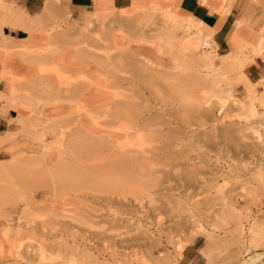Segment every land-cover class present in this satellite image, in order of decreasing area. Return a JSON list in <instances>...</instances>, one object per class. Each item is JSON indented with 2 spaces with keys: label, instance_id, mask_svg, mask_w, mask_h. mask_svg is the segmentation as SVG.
I'll return each mask as SVG.
<instances>
[{
  "label": "rangeland",
  "instance_id": "obj_1",
  "mask_svg": "<svg viewBox=\"0 0 264 264\" xmlns=\"http://www.w3.org/2000/svg\"><path fill=\"white\" fill-rule=\"evenodd\" d=\"M24 1L0 0V22L6 10L12 21L42 16L24 13ZM174 1L148 0L141 14L165 5L179 15ZM232 6L244 31H233L226 51L201 24L198 38L211 49L177 54L158 11L150 25L120 18L124 9L86 21L59 8L34 43L0 40L10 51L0 112L14 114L0 137V264H68L74 255L77 264H264V81L245 73L258 54L249 33L264 34V0ZM51 31L68 32L72 44L49 45ZM232 37L241 49L233 59ZM207 52L212 59L201 62ZM125 109L164 122L143 131L152 155L117 153L133 140L110 136L125 125L116 117ZM81 249L95 260L81 259Z\"/></svg>",
  "mask_w": 264,
  "mask_h": 264
},
{
  "label": "bare ground",
  "instance_id": "obj_2",
  "mask_svg": "<svg viewBox=\"0 0 264 264\" xmlns=\"http://www.w3.org/2000/svg\"><path fill=\"white\" fill-rule=\"evenodd\" d=\"M208 1L209 0H200V2H201V4H203V5H205V6H207L208 5ZM211 1V0H210ZM215 1V6H216V9H214V8H209L210 9V11H215L217 14H219L222 18H224L228 13H229V11H230V9H231V7H232V5H233V3H234V1L235 0H221V3H218L217 2V0H214ZM166 2V1H165ZM212 2V1H211ZM168 4V3H167ZM202 6V5H201ZM59 8L61 9V11H64L65 9L63 8V6L62 5H60L59 3H58V0H48V2H46L45 3V5H44V7H43V10H42V16H36V17H33V18H30V19H27V20H25V19H17L16 17H15V19H14V21H12L11 20V16H10V12H8V10H6V16L3 18V20H1V22H0V35L2 36V38H4V39H8V37H4L3 35H2V33H1V28H2V26L3 25H6V26H8L9 28H11V29H15V28H19V29H23V30H25L27 33H28V37L26 38V41L27 42H29V43H34L36 40H37V38H36V36H35V33L36 32H39L40 30H41V24H42V21H43V18H46V16H50L51 14L50 13H55V12H59ZM124 10H127V12L124 14V15H120V18L121 17H123L124 19L126 18V19H132V20H144V22L146 23V21H150L149 22V24L150 25H152V23H153V21L152 20H154L155 19V13H157V11H158V14L162 17V19H163V21H164V26H166L167 28H169V32L171 33V35H166V34H164V35H166L167 36V38H168V36L169 37H172L173 39H175V43H176V45H178V51L176 52L177 54H178V52H180V54L181 53H183V54H185V51H189V50H194V51H198V50H200V48L201 47H206V48H209V49H211V47H212V44L210 43V41L208 40V39H204V40H202V41H200L199 40V38H198V33L196 32V28L198 27V26H200L202 23L200 22V21H198V20H196V19H194V18H192L189 14H187V13H182L181 11H180V14L178 15H175L174 13H173V9L172 8H169V6L167 7V6H165V5H162V7H160V8H157V7H150V10L147 12V13H143V14H141V12H143V10H142V8H141V5L139 4V3H134L130 8H128V9H124ZM196 11V10H195ZM198 11V10H197ZM63 14V13H62ZM66 14V13H65ZM88 14L89 13H83L82 15H80L81 16V19H85L86 21H87V16H88ZM114 15V13L112 14V15H108V17L107 18H109V21L110 22H112V21H118V18L116 19V18H114V17H109V16H113ZM195 15V14H194ZM65 16V15H64ZM63 16V17H64ZM90 16V15H89ZM115 16V15H114ZM91 17V16H90ZM196 17V16H195ZM243 19H245V21H246V18L243 16L242 17ZM80 19V18H79ZM90 19V18H89ZM67 20H70V19H68L67 18ZM107 20V19H106ZM119 21H121V20H119ZM157 21V20H156ZM156 21H154V23L156 22ZM212 21L213 20H211V23H212ZM253 21V20H252ZM214 22V21H213ZM247 22V21H246ZM116 23V22H115ZM207 23H209V21L207 22ZM241 23V20H238V21H236V26L237 25H239ZM160 24V23H159ZM163 24V23H162ZM161 24V25H162ZM166 24V25H165ZM212 25V24H211ZM182 32V34H184V35H182L181 37H178V33L179 32ZM262 31H264V30H262ZM47 32V31H46ZM165 33H166V31H165ZM10 39V38H9ZM84 39V38H83ZM166 39V38H165ZM164 39V40H165ZM171 39V38H170ZM172 39V40H173ZM257 42H256V47L258 48L257 49V53L259 54V53H264V34H262V35H259L258 37H257ZM44 41L45 42H47L49 45H51L52 46V44L54 45V46H56V45H59L60 43L62 44V45H66V44H70L71 42H72V40L71 39H69V36H68V32H60V31H54V32H49V33H46V34H44ZM85 41V40H84ZM80 42L81 41H79V44H80ZM171 42L172 41H169L168 39L166 40V42L164 41V43H166L167 45H168V47H171L173 44H171ZM231 42L233 43V45L235 46V48H237V50L236 51H233V52H231V54H232V56L233 57H231L232 59L233 58H236V56H239V54L238 53H240L241 52V49H240V41L237 39V38H234V37H232L231 38ZM72 44V43H71ZM81 44H82V42H81ZM84 45V44H83ZM175 46H173V48H174ZM177 47V46H176ZM80 49H81V47H80ZM86 49V48H85ZM52 51H55V50H52ZM82 51V50H81ZM203 52V51H202ZM209 52V51H208ZM206 53V55L204 54V58H202V56L200 57V61L201 62H205V61H208L209 59H212V56L210 57V56H208L210 53ZM122 54H123V52H122ZM208 54V55H207ZM50 55H52V54H50ZM8 56H10V51H9V49L7 48V46L6 45H3V44H0V65H1V69H0V79H6V77H7V75H8V64H7V58H8ZM54 56V55H53ZM74 56V55H73ZM184 56V55H183ZM49 57H51V56H49ZM113 57V56H112ZM42 59V58H41ZM51 59V58H50ZM119 59V58H118ZM122 59V58H121ZM130 59H133V58H130ZM108 60V59H107ZM111 60H112V58H111ZM120 60V59H119ZM129 60V59H128ZM229 60L230 59H226V60H224V61H222V64H223V66H225V67H228L229 66ZM37 60H35V63L37 64V63H39V62H36ZM43 61V60H42ZM108 61H110V60H108ZM114 61V60H113ZM134 61V60H133ZM198 61H199V58H198ZM44 62V61H43ZM135 62H136V60H135ZM126 63V62H125ZM131 64V63H130ZM137 65V64H136ZM128 67H130V66H128ZM135 67V66H134ZM64 68V67H63ZM131 68V67H130ZM55 69V68H54ZM61 69V68H60ZM59 69V70H60ZM145 69V66L144 67H142V68H140L139 66L138 67H135V71L137 70V71H140V76H142V74L143 75H145L144 73H146V72H144V73H142L141 72V70H144ZM68 70V69H67ZM133 70V71H134ZM71 71V70H70ZM75 71V70H74ZM132 71V70H131ZM132 71V72H133ZM132 72H131V75H132ZM136 73V72H135ZM43 73L41 72V75H42ZM62 74V73H61ZM64 74V73H63ZM139 74V73H138ZM40 75V76H41ZM135 75V74H134ZM139 76V75H138ZM46 77V76H45ZM58 77V76H57ZM145 76H143L142 77V79L144 78ZM151 77V76H150ZM69 78V77H68ZM65 79V78H64ZM138 79V78H137ZM136 79V80H137ZM140 79H141V77H140ZM133 80V79H132ZM135 80V79H134ZM134 80H133V82H134ZM139 80V79H138ZM137 80V81H138ZM39 81V80H38ZM45 81H46V79H45ZM129 81V80H128ZM131 81V80H130ZM141 81V80H140ZM143 81V80H142ZM40 82H42V81H39V84H40ZM96 82V81H95ZM35 83H37L36 81H35ZM76 83V82H75ZM47 84H49L48 82H47ZM53 84V83H52ZM30 85L31 84H29V86L28 87H30ZM81 85H83V84H81ZM33 86V85H32ZM55 86V85H54ZM65 87H63V89L64 90H62L61 88L59 89V90H61L62 92H65L66 93V91L69 93V92H72L73 91V87L71 88L70 86H68V85H64ZM72 86H75V84L74 85H72ZM79 85H77V87H78ZM134 85H132V87H133ZM139 86V85H138ZM34 87H35V85H34ZM39 87V86H38ZM37 87V88H38ZM57 87V86H56ZM62 87V86H61ZM130 87V86H129ZM132 87H130V88H132ZM137 87V86H136ZM12 88V87H11ZM42 88V87H41ZM51 88V87H50ZM54 88V87H53ZM104 88V87H103ZM134 88V87H133ZM39 89V91H40V87L38 88ZM43 89L44 88H42V92H43ZM57 89V88H56ZM55 89V90H56ZM45 90H46V88H45ZM58 90V89H57ZM72 90V91H71ZM82 90V89H81ZM47 91V90H46ZM54 91V90H53ZM78 91V90H77ZM76 92V91H75ZM74 92V93H75ZM41 93V92H40ZM45 93V92H44ZM48 93V92H47ZM68 93H66V94H68ZM73 93V94H74ZM56 94V93H55ZM59 94H60V92H59ZM12 95V94H11ZM78 95H81V94H78ZM3 93H1L0 92V99L1 98H3ZM64 97V96H63ZM70 97V96H69ZM72 97H73V95H72ZM66 98H68V97H66ZM43 99V98H42ZM69 99V98H68ZM115 99V98H114ZM127 99V98H126ZM125 101V100H124ZM118 102V101H117ZM116 102V103H117ZM120 102V101H119ZM127 102V101H126ZM128 104V103H127ZM126 104V105H127ZM131 103L129 102V105H127V106H131L130 105ZM118 105V104H117ZM121 105H122V103H121ZM120 105V106H121ZM135 105V104H134ZM133 105V106H134ZM136 106V105H135ZM122 107H123V105H122ZM124 108H125V105H124ZM131 108H133L132 106H131ZM116 109V108H115ZM115 109H114V112H115ZM118 109V108H117ZM121 109V108H120ZM126 109H128V108H126ZM125 109V110H126ZM136 109H137V107H136ZM135 109V110H136ZM122 110V109H121ZM125 110H123V111H125ZM129 110H131V109H129ZM129 110H126L127 111V114H122V113H118L117 115H116V117H117V121H118V123H119V121H124V123H125V125H123V128H121L120 130H119V132H117V133H114V132H111L110 133V136L111 137H116V138H119L120 136L121 137H123V138H126V139H133L132 141L131 140H129V141H127L126 143H124V145L123 146H121V147H119V149H118V151H117V153H119V154H123V155H127V154H132V152L134 153V156L136 155V156H141V157H143V156H145V154H147V156H148V154L150 155H152L153 154V152H156V151H154V150H147V148H145L146 150H144L143 149V141H144V138L146 137V135H144V133H143V131H145L146 129H150L151 128V126L153 127V126H157V127H162V125H163V123L160 121V122H156V123H153L152 124V122L150 123V121H149V119L148 118H145L144 117V114L145 113H149V109L147 110V109H143L144 111H138L137 113H136V111H135V114H129L128 112H129ZM120 111V110H119ZM102 112V111H101ZM118 112V111H117ZM117 112H115V113H117ZM120 112H122V111H120ZM133 112V111H132ZM131 112V113H132ZM113 113V112H112ZM111 113V114H112ZM102 116V115H101ZM153 117H155V116H153ZM162 117V116H161ZM156 119V118H155ZM154 119V120H155ZM95 120V119H94ZM150 120H151V118H150ZM157 120V119H156ZM121 121V122H122ZM153 121V120H152ZM68 122V121H67ZM104 122H106V121H104ZM103 122V123H104ZM154 122V121H153ZM110 123V122H109ZM114 123V122H113ZM113 123H112V125H113ZM176 123V122H175ZM178 123V122H177ZM105 124V123H104ZM154 128V127H153ZM157 131V130H156ZM158 132V131H157ZM158 134H160V132L158 133ZM152 135V134H151ZM153 135H154V133H153ZM157 135V134H156ZM161 136V135H160ZM120 137V138H121ZM165 137V136H164ZM151 138V137H150ZM167 138V137H166ZM157 139H158V137H157ZM161 141V140H160ZM167 142V141H166ZM137 143V147H136V144ZM129 145H131V146H134V147H130ZM136 147V148H135ZM173 147V146H172ZM167 155V154H166ZM117 156V155H116ZM136 156H135V158H136ZM151 157V156H150ZM140 160V159H139ZM132 161V160H131ZM121 164V163H120ZM141 164V163H140ZM118 165V164H117ZM138 165V164H137ZM141 166V165H140ZM166 166V165H165ZM143 168H145V166L143 167ZM115 169V168H114ZM136 170V169H135ZM140 170V169H139ZM151 170V169H150ZM113 171V170H112ZM143 171V170H142ZM142 171H140V172H142ZM152 171V170H151ZM154 171H157V170H154ZM145 172H146V170H145ZM145 172H143L142 174H144L145 175ZM148 172V171H147ZM159 172V171H158ZM163 172V171H162ZM117 173H118V171H117ZM154 173V172H153ZM153 173H151V174H153ZM155 173H157V172H155ZM148 174V173H147ZM143 175V176H144ZM165 177V176H164ZM67 179V178H66ZM122 182V181H121ZM165 182V181H164ZM159 185V184H158ZM167 186V185H166ZM159 187L161 188V185L160 186H158L157 187V189H159ZM170 187V185L168 186V187H166V188H169ZM156 188V187H155ZM165 188V187H164ZM171 189V188H170ZM169 189V190H170ZM173 190V189H172ZM174 191V190H173ZM168 193H169V191H168ZM149 194V193H148ZM115 198L117 199V201H115L116 203H119L120 204V202L122 201V199H121V195H116L115 196ZM123 198V197H122ZM106 202H108V203H113V196L111 195V197L109 196V197H107L106 198ZM122 203V202H121ZM118 204V205H119ZM230 204V203H229ZM108 205V204H107ZM110 206V205H109ZM120 206V205H119ZM111 207V206H110ZM119 208V207H118ZM113 209H114V207H113ZM128 210V209H127ZM145 211V210H144ZM130 213V212H129ZM133 213V212H132ZM148 213V212H147ZM227 213H229V212H227ZM226 213V214H227ZM133 214H135V213H133ZM233 214V213H232ZM235 214H238V213H235ZM3 215V214H2ZM1 215V216H2ZM112 215L113 214H111V217H112ZM231 215V214H230ZM107 216V215H106ZM130 216H132V215H130ZM135 216V215H134ZM142 216V215H141ZM144 216V215H143ZM103 217V216H102ZM120 217V216H119ZM126 217V216H125ZM238 217V216H237ZM234 218V217H233ZM119 219V218H118ZM113 220V219H112ZM121 220H124V219H121ZM114 221V220H113ZM120 221V220H119ZM5 223V222H4ZM8 225V224H7ZM107 225V224H106ZM111 226V225H110ZM115 226V225H114ZM131 226V225H130ZM117 227V226H116ZM112 229V228H111ZM120 229V228H119ZM21 230V229H20ZM108 230V229H107ZM118 230V229H117ZM253 230V229H252ZM17 231V230H16ZM72 231V230H71ZM6 232V231H5ZM8 232H9V230H8ZM10 232H11V230H10ZM12 232H14V231H12ZM19 232V231H18ZM21 232V231H20ZM67 232H69V231H67ZM104 232V231H103ZM17 233V232H16ZM15 233V234H16ZM105 233V232H104ZM12 233H10V235H11ZM48 234V233H47ZM61 234V233H60ZM233 234V233H232ZM51 235V234H50ZM61 236V235H60ZM9 237V236H8ZM13 237H14V235H13ZM16 237H18V235L16 236ZM9 240H10V237H9ZM8 240V241H9ZM49 240V239H48ZM107 242V241H106ZM62 244V243H61ZM66 244V243H65ZM87 244V243H86ZM111 244V243H110ZM1 245V244H0ZM12 245V244H11ZM64 245V244H63ZM85 245V244H84ZM114 245H115V243H114ZM153 245V244H152ZM83 246V245H82ZM90 246V245H89ZM108 246V245H107ZM23 247V246H22ZM88 247V246H87ZM41 249H40V251H42V252H44L45 251V247L43 246V247H40ZM64 248V247H63ZM83 248H84V246H83ZM90 248V247H89ZM19 249V248H18ZM38 249V248H37ZM78 249V248H77ZM79 249H80V247H79ZM151 249V248H150ZM75 250V249H74ZM89 249H87V251H88ZM77 252H79L78 254H80V258L81 259H89V260H95V258L93 259L92 258V256L90 255V254H88L85 250H82L81 249V251H79V250H76ZM110 252V251H109ZM137 252V251H136ZM248 252V251H247ZM115 253V252H114ZM139 253H140V251H139ZM32 254V253H31ZM36 254V253H35ZM92 254V253H91ZM94 254V253H93ZM26 256H27V254H26ZM120 256V255H119ZM136 257H134L133 259H135ZM77 258H76V256L74 255L70 260L68 259L67 261H69L70 263L72 262L73 264H77V260H76ZM118 259V258H117ZM130 259V258H129ZM132 259V258H131ZM130 259V260H131ZM137 259V258H136ZM144 259V258H143ZM21 260V259H20ZM43 260V259H42ZM121 260V259H120ZM125 260V259H124ZM145 260V259H144ZM92 261V262H93ZM137 261V260H136ZM164 261V260H163ZM65 262V261H64ZM64 262H62V264L64 263ZM69 262H68V264H69ZM88 262V261H87ZM91 262V261H90ZM121 262V261H120ZM123 262V261H122ZM125 262V261H124ZM132 262V261H131ZM135 262V261H134ZM140 262V261H139ZM138 262V263H139ZM144 262V261H143ZM147 262H149V261H147ZM154 262V261H153ZM239 262V261H238ZM26 263V262H25ZM66 263V262H65ZM64 263V264H65ZM129 263V262H128ZM136 263V262H135ZM155 263V262H154ZM79 264H85L83 261L82 262H79ZM91 264V263H90ZM92 264H94V263H92ZM120 264V263H119ZM123 264H125V263H123ZM131 264V263H130ZM144 264H152V263H145L144 262ZM157 264V263H156Z\"/></svg>",
  "mask_w": 264,
  "mask_h": 264
},
{
  "label": "crops",
  "instance_id": "obj_3",
  "mask_svg": "<svg viewBox=\"0 0 264 264\" xmlns=\"http://www.w3.org/2000/svg\"><path fill=\"white\" fill-rule=\"evenodd\" d=\"M46 1L47 0H25L23 4L24 13L28 16L40 14ZM147 1L148 0H58V3L62 5L71 16L78 20L83 13L128 9L134 3L143 4L145 6L147 5ZM211 1L209 0L208 5L205 6L201 4L200 0H175L173 6L182 13L189 14L192 18L200 21L209 30H212V37L217 49L223 48L224 51L230 50L228 44L230 35L237 29L241 36L244 31V26L239 25L236 27V21L240 20V17L234 18V6H232L229 13L222 18L215 11H210L209 8L216 9L215 1ZM211 20L214 22L212 21L211 23ZM208 21L209 23H207ZM255 32L256 31L253 30L249 33V36L253 37V44H255L257 39L256 35H253ZM1 33L4 37L10 38V43L23 41L28 43L26 41L27 33L22 29L2 27ZM1 39L2 36L0 35V40ZM229 52L230 51H227L226 54ZM245 73L247 78L253 83L264 81V53L255 55L252 60L247 63ZM12 112L13 110L11 109L0 112V137L4 132L9 131L5 128L9 126L11 120L14 118Z\"/></svg>",
  "mask_w": 264,
  "mask_h": 264
}]
</instances>
